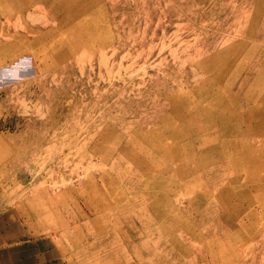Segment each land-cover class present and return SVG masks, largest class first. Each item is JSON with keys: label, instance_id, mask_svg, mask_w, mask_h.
<instances>
[{"label": "rangeland", "instance_id": "374dc122", "mask_svg": "<svg viewBox=\"0 0 264 264\" xmlns=\"http://www.w3.org/2000/svg\"><path fill=\"white\" fill-rule=\"evenodd\" d=\"M8 248L264 264V0H0Z\"/></svg>", "mask_w": 264, "mask_h": 264}, {"label": "crops", "instance_id": "0c3cea01", "mask_svg": "<svg viewBox=\"0 0 264 264\" xmlns=\"http://www.w3.org/2000/svg\"><path fill=\"white\" fill-rule=\"evenodd\" d=\"M12 254H13V251L11 249L9 248L5 249L4 253L0 254V258L4 259V261L2 260L0 264H7V261L12 259V256H11Z\"/></svg>", "mask_w": 264, "mask_h": 264}, {"label": "bare ground", "instance_id": "6f19581e", "mask_svg": "<svg viewBox=\"0 0 264 264\" xmlns=\"http://www.w3.org/2000/svg\"><path fill=\"white\" fill-rule=\"evenodd\" d=\"M60 2V1H59ZM68 6V5H67ZM69 7V6H68ZM171 189V188H170ZM150 218V217H149Z\"/></svg>", "mask_w": 264, "mask_h": 264}]
</instances>
